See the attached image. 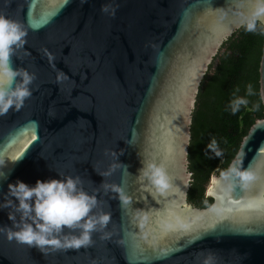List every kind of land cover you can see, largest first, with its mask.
Here are the masks:
<instances>
[{"label": "water", "instance_id": "1", "mask_svg": "<svg viewBox=\"0 0 264 264\" xmlns=\"http://www.w3.org/2000/svg\"><path fill=\"white\" fill-rule=\"evenodd\" d=\"M258 5L0 0V13L27 29L14 67L34 74L23 106L0 115V201L9 181L34 184L63 173L79 176L98 196L97 212L111 213L107 227L80 249L41 251L0 232V264H203L209 253L213 264H264V116L249 126L226 168L210 176L211 202L197 207L187 200L191 116L201 80ZM256 21L264 109V15ZM113 150L123 152L124 163L102 177L116 161ZM153 161L170 177L164 191L141 172ZM102 180L121 185L129 202L114 199ZM7 211L0 210V224H11Z\"/></svg>", "mask_w": 264, "mask_h": 264}, {"label": "clouds", "instance_id": "2", "mask_svg": "<svg viewBox=\"0 0 264 264\" xmlns=\"http://www.w3.org/2000/svg\"><path fill=\"white\" fill-rule=\"evenodd\" d=\"M102 10L107 11L105 6ZM114 14V12H113ZM264 15V0L259 5L245 27L248 31L256 28V19ZM27 29L21 21L0 13V115H6L9 110H19L31 93L30 84L34 74L28 70L17 69L13 64L15 49L22 46L26 40ZM248 92H252V85H248ZM244 97H237L230 101L231 111H238L241 104H246ZM222 155L215 136H212L206 146L205 153ZM116 161L110 169L100 173L102 177L111 175L118 167L123 165L119 156L123 155L112 151ZM23 155L11 157V161L19 160ZM4 162L0 161V165ZM143 176L160 191L170 187V177L163 166L155 161L149 162L141 169ZM247 178L246 172L239 173ZM6 178V177H5ZM105 191L116 193L114 199L127 204L130 197L119 184H109L101 181ZM98 196L84 189L79 176L58 173V176L47 179L37 178L34 184H29L17 178L9 181L3 200L0 201V210L7 209L11 224H0V232H4L9 240L19 242L45 251L49 246L52 249H80L93 243V233L107 227L111 220V213L100 210ZM111 233H104L108 238ZM213 254L204 258L203 264H213Z\"/></svg>", "mask_w": 264, "mask_h": 264}, {"label": "trees", "instance_id": "3", "mask_svg": "<svg viewBox=\"0 0 264 264\" xmlns=\"http://www.w3.org/2000/svg\"><path fill=\"white\" fill-rule=\"evenodd\" d=\"M246 23L221 45L201 80L191 116L188 145V169L191 172L187 200L197 207L211 202L206 184L212 174H220L235 154L242 136L256 118L264 116L258 94V62L261 54L262 27L256 21L253 31ZM252 92H248V85ZM244 97L238 111H231L230 101ZM212 136L222 155L206 154Z\"/></svg>", "mask_w": 264, "mask_h": 264}, {"label": "rangeland", "instance_id": "4", "mask_svg": "<svg viewBox=\"0 0 264 264\" xmlns=\"http://www.w3.org/2000/svg\"><path fill=\"white\" fill-rule=\"evenodd\" d=\"M209 183V182H208ZM208 183L206 184V188H207V186H208ZM206 191V190H205Z\"/></svg>", "mask_w": 264, "mask_h": 264}]
</instances>
